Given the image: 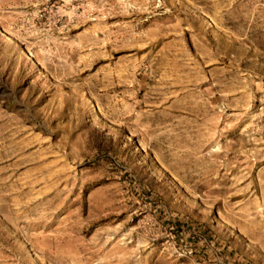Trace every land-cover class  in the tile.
<instances>
[{"label":"rangeland","instance_id":"374dc122","mask_svg":"<svg viewBox=\"0 0 264 264\" xmlns=\"http://www.w3.org/2000/svg\"><path fill=\"white\" fill-rule=\"evenodd\" d=\"M0 264H264V0H0Z\"/></svg>","mask_w":264,"mask_h":264}]
</instances>
